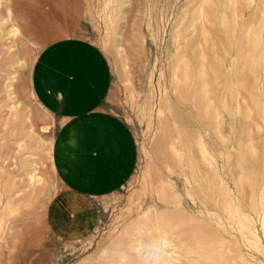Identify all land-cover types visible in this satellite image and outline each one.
Instances as JSON below:
<instances>
[{"label":"rangeland","instance_id":"1","mask_svg":"<svg viewBox=\"0 0 264 264\" xmlns=\"http://www.w3.org/2000/svg\"><path fill=\"white\" fill-rule=\"evenodd\" d=\"M256 2L84 0L80 32L110 62L108 106L130 126L138 161L92 235L65 242L45 218L59 189V120L32 92L40 45L11 34L10 0H0V264H139L157 228L172 264H264Z\"/></svg>","mask_w":264,"mask_h":264},{"label":"crops","instance_id":"2","mask_svg":"<svg viewBox=\"0 0 264 264\" xmlns=\"http://www.w3.org/2000/svg\"><path fill=\"white\" fill-rule=\"evenodd\" d=\"M84 0H10L14 27L40 45L31 69L32 92L59 125L52 165L59 189L46 223L59 240L87 239L101 204L132 177L138 145L108 102L112 69L102 48L81 34Z\"/></svg>","mask_w":264,"mask_h":264},{"label":"bare ground","instance_id":"3","mask_svg":"<svg viewBox=\"0 0 264 264\" xmlns=\"http://www.w3.org/2000/svg\"><path fill=\"white\" fill-rule=\"evenodd\" d=\"M254 12H256L255 13V18L256 19L254 18L253 21L255 20V22H256L258 19L261 20L263 18V16H264V0H257L256 6H255V9H254ZM223 19H224V17H223ZM248 28L251 29L250 26ZM11 34L12 35L18 34V31H17V29L14 26L11 27ZM252 36L255 39V42H256V44H255V50L257 51L259 49V47L262 46V39L264 38V23H263V20L260 22V28L256 32H253V31L251 32L250 31V35L248 37L250 38ZM256 59H259L260 62L261 63L263 62V64H264V53H262L260 56H256ZM162 230H160L159 228H157L155 230V232H157L156 235H154V236H147V241H145L144 243H142V245L140 247H142L144 245L152 244L153 242H158V241H161V240L163 241L164 245L166 246L167 245L166 244V237L164 236L166 233H165L164 230L163 231Z\"/></svg>","mask_w":264,"mask_h":264},{"label":"clouds","instance_id":"4","mask_svg":"<svg viewBox=\"0 0 264 264\" xmlns=\"http://www.w3.org/2000/svg\"><path fill=\"white\" fill-rule=\"evenodd\" d=\"M137 251L140 258L139 264H172L170 250L162 240L144 245Z\"/></svg>","mask_w":264,"mask_h":264}]
</instances>
